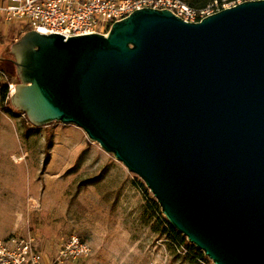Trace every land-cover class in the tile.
Here are the masks:
<instances>
[{
  "label": "water",
  "instance_id": "1",
  "mask_svg": "<svg viewBox=\"0 0 264 264\" xmlns=\"http://www.w3.org/2000/svg\"><path fill=\"white\" fill-rule=\"evenodd\" d=\"M9 98L138 175L214 264H264V0L198 21L141 7L106 35L23 32Z\"/></svg>",
  "mask_w": 264,
  "mask_h": 264
},
{
  "label": "rangeland",
  "instance_id": "2",
  "mask_svg": "<svg viewBox=\"0 0 264 264\" xmlns=\"http://www.w3.org/2000/svg\"><path fill=\"white\" fill-rule=\"evenodd\" d=\"M241 1L217 0L203 10ZM23 23L0 19V67L16 82L11 45ZM169 227L142 179L81 128L32 126L0 92V248L17 254L28 244L52 261L76 236L89 254L61 264H214L175 230L185 238L180 244Z\"/></svg>",
  "mask_w": 264,
  "mask_h": 264
},
{
  "label": "built area",
  "instance_id": "3",
  "mask_svg": "<svg viewBox=\"0 0 264 264\" xmlns=\"http://www.w3.org/2000/svg\"><path fill=\"white\" fill-rule=\"evenodd\" d=\"M141 7L169 9L185 21H198L208 15L183 0H0V19L21 20L23 28L27 26L42 34L59 33L65 38L90 33L106 35L113 22ZM17 83L0 68V92L4 88L7 90L5 101L9 100ZM89 252L86 242L72 236L52 261L44 260L43 255L28 244L17 254L0 248V261L2 264H61V259L76 260Z\"/></svg>",
  "mask_w": 264,
  "mask_h": 264
},
{
  "label": "trees",
  "instance_id": "4",
  "mask_svg": "<svg viewBox=\"0 0 264 264\" xmlns=\"http://www.w3.org/2000/svg\"><path fill=\"white\" fill-rule=\"evenodd\" d=\"M183 1L186 2V4H188L192 8H195V9H203L209 3L213 2V1H217V0H183ZM218 1H221V0H218ZM27 30H29V27L26 26V27H24V29H23V31L21 33L25 32ZM21 33H20V35H21ZM10 79L11 80H14L11 75H10ZM6 94H7V90L5 88L2 89V91H1V99H2V101H5ZM5 108H7V107H5ZM169 229H170L171 234L174 235L177 238V241L180 244H183L184 241H185V238L183 236H181L180 234L176 233L175 229H173L172 227H169ZM202 256H203L202 253L199 252V257L202 258Z\"/></svg>",
  "mask_w": 264,
  "mask_h": 264
}]
</instances>
